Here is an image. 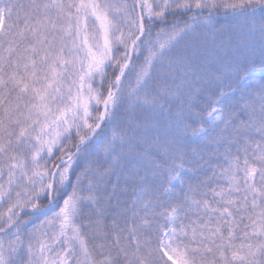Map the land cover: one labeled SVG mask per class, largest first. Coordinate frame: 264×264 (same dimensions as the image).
<instances>
[{"label":"snow or ice","instance_id":"1","mask_svg":"<svg viewBox=\"0 0 264 264\" xmlns=\"http://www.w3.org/2000/svg\"><path fill=\"white\" fill-rule=\"evenodd\" d=\"M0 264H264V0H0Z\"/></svg>","mask_w":264,"mask_h":264}]
</instances>
